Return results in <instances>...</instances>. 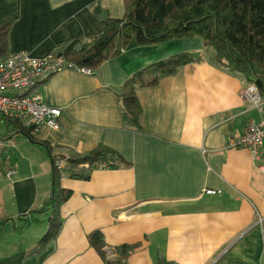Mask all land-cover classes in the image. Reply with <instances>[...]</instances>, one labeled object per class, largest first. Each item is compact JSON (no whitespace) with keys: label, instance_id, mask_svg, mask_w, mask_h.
Listing matches in <instances>:
<instances>
[{"label":"crops","instance_id":"crops-1","mask_svg":"<svg viewBox=\"0 0 264 264\" xmlns=\"http://www.w3.org/2000/svg\"><path fill=\"white\" fill-rule=\"evenodd\" d=\"M124 12L123 0H0V19L12 20L0 59L22 51L43 58L68 40L98 36L99 17ZM184 41L133 42L90 75L62 70L41 84L43 102L62 113L58 130L32 132L51 153L21 135L0 138V219L28 214L21 229L16 221L0 227V264H105L89 245L94 231L112 260L114 247L139 244L126 264H155L158 254L175 264H264L256 224L264 216V178L247 151L227 146L248 118H258L240 97L248 84L219 67L214 53L205 58L199 40ZM184 51L203 61L138 88L141 131L125 129L114 92L133 73ZM98 145L129 166L98 168L87 180L60 171L59 186L71 193L57 210L62 225L36 253L48 229L50 213L38 210L50 192L52 159Z\"/></svg>","mask_w":264,"mask_h":264},{"label":"trees","instance_id":"trees-1","mask_svg":"<svg viewBox=\"0 0 264 264\" xmlns=\"http://www.w3.org/2000/svg\"><path fill=\"white\" fill-rule=\"evenodd\" d=\"M125 12L122 19L99 17L103 31L98 36L68 40L55 48L54 56L78 68L96 71L104 62L117 58L131 43L148 46L171 40L198 39L204 48H210L219 67L226 72L240 76L248 84L261 83L260 94L264 97V0H123ZM12 20L0 19V54L5 51L7 33ZM201 56L193 57L189 52H179L166 59L149 64L133 73L114 92L122 109L125 129L141 131L142 108L136 96L138 88L154 87L162 77L173 75L179 68L202 62ZM5 137L21 135L42 146L48 154L52 147L33 139L34 128L4 118ZM68 177L87 180L98 168L116 169L129 164L112 149L98 145L90 152L67 158ZM87 166L85 168L84 166ZM60 171L52 167L50 192L38 213L49 212L48 229L38 242L36 253L55 239L62 222L57 214L70 191L59 186ZM32 212H29L31 214ZM28 214L1 217L0 227L7 221H16V228L24 226ZM89 245L97 251L105 264H126L127 257L139 244H124L111 251L115 259H109L103 237L99 231L87 236ZM155 264H175L157 255Z\"/></svg>","mask_w":264,"mask_h":264},{"label":"built area","instance_id":"built-area-1","mask_svg":"<svg viewBox=\"0 0 264 264\" xmlns=\"http://www.w3.org/2000/svg\"><path fill=\"white\" fill-rule=\"evenodd\" d=\"M62 70H75L86 75L92 73L89 69L78 68L61 58H56L53 53L43 58H35L22 51L0 59V123H3L4 118H9L34 129L46 126L58 130L61 110L46 105L39 89L41 84ZM240 97L243 103L256 110L258 118H248L242 132L229 138L227 146L247 151L253 168L264 178V163L261 162V152L264 149V97L255 84L240 90ZM1 148L0 139V151ZM66 159L54 157L53 167L63 171L68 167ZM84 167L87 168L86 165ZM13 175V169L7 170L6 180L10 181ZM203 193L217 195L220 191L205 189ZM256 224L262 229L264 250V216L258 214Z\"/></svg>","mask_w":264,"mask_h":264},{"label":"rangeland","instance_id":"rangeland-1","mask_svg":"<svg viewBox=\"0 0 264 264\" xmlns=\"http://www.w3.org/2000/svg\"><path fill=\"white\" fill-rule=\"evenodd\" d=\"M189 40H194V39H188V40L184 41L185 42L184 44H188ZM195 40H196V42H199L198 39H195ZM191 42H194V41H191ZM186 46H188V45H186ZM187 49H195V47L187 48ZM202 50H203V56L205 58H208L210 55L211 56L213 55V52L210 48H203ZM5 134H6V128L4 126V123H0V138L5 137ZM42 217L45 220L43 223L46 227L47 226V217H45L44 215Z\"/></svg>","mask_w":264,"mask_h":264},{"label":"water","instance_id":"water-1","mask_svg":"<svg viewBox=\"0 0 264 264\" xmlns=\"http://www.w3.org/2000/svg\"><path fill=\"white\" fill-rule=\"evenodd\" d=\"M255 85L258 87V89H260V87H261V83H260L259 81H256V82H255Z\"/></svg>","mask_w":264,"mask_h":264}]
</instances>
